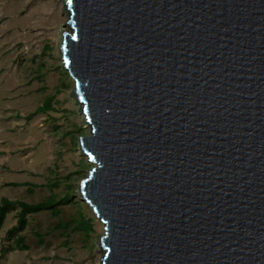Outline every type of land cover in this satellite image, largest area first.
I'll list each match as a JSON object with an SVG mask.
<instances>
[{
	"label": "water",
	"instance_id": "95a60500",
	"mask_svg": "<svg viewBox=\"0 0 264 264\" xmlns=\"http://www.w3.org/2000/svg\"><path fill=\"white\" fill-rule=\"evenodd\" d=\"M99 264H264V0H64Z\"/></svg>",
	"mask_w": 264,
	"mask_h": 264
},
{
	"label": "rangeland",
	"instance_id": "374dc122",
	"mask_svg": "<svg viewBox=\"0 0 264 264\" xmlns=\"http://www.w3.org/2000/svg\"><path fill=\"white\" fill-rule=\"evenodd\" d=\"M67 19L64 0H0V199L36 203L72 194L57 215L29 214L13 235L16 211L9 212L0 229V264H99L102 257L104 224L79 192L94 164L79 147L90 126L59 53ZM80 217L91 220V229L78 226Z\"/></svg>",
	"mask_w": 264,
	"mask_h": 264
},
{
	"label": "trees",
	"instance_id": "16d2710c",
	"mask_svg": "<svg viewBox=\"0 0 264 264\" xmlns=\"http://www.w3.org/2000/svg\"><path fill=\"white\" fill-rule=\"evenodd\" d=\"M51 99L49 98L44 106H42L40 109L42 111H45L46 108L50 107ZM72 201V194L66 193L65 195L61 197H55L53 194L50 195L49 198L36 202V203H28L18 200H10L5 197H2L0 199V229L4 223L6 215L15 210L16 211V224L12 226L8 230L9 235H13L14 233H18L22 231L26 224V216L29 214L38 213L43 210L50 211L53 215H57L59 212V206L69 204ZM81 220L79 222V227H84V229L89 230L91 229V220H88L84 222L83 218L80 217ZM23 241L22 236H17L15 239V242L17 243L19 249H25L26 246L21 244Z\"/></svg>",
	"mask_w": 264,
	"mask_h": 264
}]
</instances>
